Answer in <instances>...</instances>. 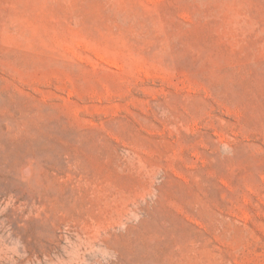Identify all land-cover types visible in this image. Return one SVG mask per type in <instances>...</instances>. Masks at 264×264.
Returning <instances> with one entry per match:
<instances>
[{"label":"rangeland","instance_id":"rangeland-1","mask_svg":"<svg viewBox=\"0 0 264 264\" xmlns=\"http://www.w3.org/2000/svg\"><path fill=\"white\" fill-rule=\"evenodd\" d=\"M0 264H264V0H0Z\"/></svg>","mask_w":264,"mask_h":264}]
</instances>
